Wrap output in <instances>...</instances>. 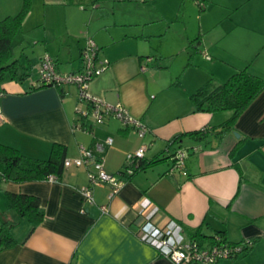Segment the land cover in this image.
<instances>
[{
  "label": "crops",
  "instance_id": "obj_1",
  "mask_svg": "<svg viewBox=\"0 0 264 264\" xmlns=\"http://www.w3.org/2000/svg\"><path fill=\"white\" fill-rule=\"evenodd\" d=\"M178 1L182 16L186 17L183 8L196 11L199 0ZM208 1L211 4L204 6V13L199 15V32L208 34L220 27V37L216 38L221 43L215 56L209 59L215 65L208 69L209 78L200 76L197 85L210 78L217 83L225 82L244 68L264 78V0ZM5 2L3 10L8 8L12 13L20 10V0ZM43 3L48 6L43 8V18L46 12L63 15L66 7L83 20L84 28L79 30L77 43L75 37L65 40L48 37L45 29L42 39L29 37L35 50L41 46L43 52L35 60L37 74L32 75L34 64L30 59L25 58L24 63L18 57L29 68V79L18 82L7 78L1 85L0 144L37 160L48 159L54 144L65 146V160L79 158L80 148L85 147L104 160V169L109 174L118 173L128 154L144 145L150 144L144 159L157 162L125 182L111 199L108 187L94 188L93 204L84 203L80 195V189L88 185L91 166L64 168L53 182H2L0 224L6 220L18 224L12 230L16 244L0 251V264H174L137 235L142 217L139 210L147 202L158 210L154 219L157 226L173 223L184 241L198 229L204 236L222 233L223 239L231 243L254 240L247 253L215 264H264V91L236 119L233 131L220 138L209 135L201 141L186 136L171 145L172 139L184 133L221 127L232 113H195L190 96L205 82L190 90L169 79L161 82L154 69H148L156 59L145 61L150 54L141 45L144 37L129 35L128 29L115 34L117 30L113 27L131 22L124 25L114 20L111 26L106 21L110 11L102 0ZM215 6L220 8V14H216L219 20L208 19ZM60 9V13L53 14ZM202 16L208 23L203 24ZM31 18L33 9L23 27L32 22ZM85 36H90L97 45L98 59L108 61L104 72L88 84L89 96L124 107L132 118L149 128L145 137H139L113 117L86 131L77 128L76 110L86 108L78 103L77 87L35 86L40 59L45 53L54 58L60 74L81 72L80 54L86 46ZM190 37L193 36L187 37L189 42ZM205 43H209L206 35L200 41L203 47ZM67 54L70 60H66ZM107 138L112 139V145L104 144L102 152L96 151L95 145ZM177 144L188 150V157L184 170L171 175L170 159ZM10 193L39 199L43 218L37 226L20 220L16 211L10 209L7 197ZM102 205L107 207L104 213L100 210ZM204 239L203 245L211 244V240Z\"/></svg>",
  "mask_w": 264,
  "mask_h": 264
},
{
  "label": "trees",
  "instance_id": "obj_2",
  "mask_svg": "<svg viewBox=\"0 0 264 264\" xmlns=\"http://www.w3.org/2000/svg\"><path fill=\"white\" fill-rule=\"evenodd\" d=\"M30 11L31 0H23L21 8L16 15L7 16L0 20V88L7 78L23 82L29 79L31 75L29 68L23 65L20 60L14 56L13 51V40L15 36L22 31L24 21L28 17ZM52 59L54 60V58ZM45 86L46 85H41L39 87ZM262 91H264V78L250 74L246 68L233 73L222 83H217L215 79L210 78L190 96L193 111L195 113L209 114L228 111L232 113L230 119L221 127H214L210 130L202 129L191 131L179 135L172 139L169 144L172 145L186 136L201 141L209 135L220 138L221 135L233 131L236 119ZM124 127L129 128L126 126ZM219 128H221V130ZM217 129H219V131ZM65 154V146L54 144L48 159L37 160L23 156L12 147L0 144V184L2 182L18 184L47 180L50 175H55L59 178L64 170L63 164L65 161ZM155 162L157 161L154 159L145 160L144 157L133 160L132 162H125L124 166L116 174L120 175L125 182H128L138 172L149 168ZM7 197L10 209L16 211L20 220H27L32 227L37 226L41 222L43 213L40 209V201L37 197L13 193L8 194ZM142 221L143 219L141 217L138 223L139 228L137 230V235L144 243L158 251V245L165 235L164 229L159 228L157 224L151 221L146 222L140 229L139 224H141ZM17 224L18 222L9 220L3 221L0 224V251L16 244V241L12 237V230ZM204 238L211 240V244L208 243V245H203L201 240ZM190 240L198 242V244L204 248L214 244L227 247L233 252H236L232 254L231 258L247 253L254 243V240L239 243L227 242L223 239L222 233H217L214 236H204L200 233L199 229L195 230L190 235ZM236 249H239V251H236Z\"/></svg>",
  "mask_w": 264,
  "mask_h": 264
},
{
  "label": "rangeland",
  "instance_id": "obj_3",
  "mask_svg": "<svg viewBox=\"0 0 264 264\" xmlns=\"http://www.w3.org/2000/svg\"><path fill=\"white\" fill-rule=\"evenodd\" d=\"M22 1L20 0V4H22ZM102 1L110 11L109 19L106 21L110 22L111 26H113L114 20L124 25L131 22V25L119 28L113 27V29L117 30L114 32L115 34L121 33L122 29H128L129 35L144 37L141 45L150 54L145 61L150 63L156 59L153 65L160 64L163 66L162 68H155L157 66L153 68V65L149 64L148 69H154L155 75H157L161 82H166L169 79L173 81V84L182 85L190 90V88H194L195 86L197 88V86L203 84L209 78L210 71L208 69L215 66L210 63L209 59L215 56L217 48H220L221 41L216 38L220 37V27L208 34H202L201 31L199 32V15L204 13L202 8L209 6L212 1H196V11L194 9L188 10V7L183 8L186 17L182 16V8L180 10L181 2H177V0ZM0 2V20L7 16H14L19 12V9L15 13H12L8 8L7 10H3L6 2L5 0H0ZM43 2L44 0H31V10L33 9L32 22L26 23L22 31L13 40L14 56L21 58L22 62L26 60L25 58H28L34 64L31 71L32 75L37 74L35 60L37 55L43 51L41 46H37L35 50V46L31 44L33 40L29 38L30 36L42 39L45 36L43 34L45 29L48 37H63L64 40L75 37L74 42H76L79 30L84 28L83 20L77 18L74 12L67 11L68 8L66 7L64 8L63 15H47L49 13L46 12L45 18H43L44 9L48 7H44ZM212 9V14L209 15L208 19L219 20L216 14H220V8L215 6ZM61 11V9L59 12L54 11L53 14H58ZM68 14H71L69 19ZM201 21L204 24L209 20H205L204 16H202ZM38 22L44 24L41 25L42 23ZM124 31H122V34H124ZM67 32H71L70 35ZM189 35L193 36L190 37L191 42L187 39ZM205 35L208 37L209 43H205L206 45L203 47L200 41ZM79 37H81V34ZM86 37L88 38L86 39ZM89 37L85 36L84 45L87 44ZM195 37L198 39H195ZM68 41L71 42V40ZM218 41L219 43H217ZM198 44L200 47H198ZM65 56L66 60H70L68 54ZM200 76H206L207 79H204L202 83L197 85ZM173 148L174 150L179 149V144L174 145Z\"/></svg>",
  "mask_w": 264,
  "mask_h": 264
},
{
  "label": "built area",
  "instance_id": "obj_4",
  "mask_svg": "<svg viewBox=\"0 0 264 264\" xmlns=\"http://www.w3.org/2000/svg\"><path fill=\"white\" fill-rule=\"evenodd\" d=\"M99 49L92 39H88L86 46L81 51L80 59L82 62V70L78 73L60 74L56 68V63L48 54H44L40 59V67L38 72V80L36 87L41 85L62 86L66 84L75 85L78 90V103L85 105V109L78 107L76 116L78 118L77 128L86 131L92 125L103 124L109 117L116 118L122 125L129 127L135 131L139 137L143 138L149 132V128L140 120L132 118L126 109L121 105H109L93 99L89 96L87 88L90 81L104 72L108 66V61L98 59ZM143 69V68H142ZM145 69V68H144ZM3 121V114L0 107V124ZM110 147L112 139L107 138L103 143L95 145L96 151L102 152L103 145ZM149 145H144L134 153L127 156V162L138 160L144 157V153L149 148ZM188 157V150L180 148L171 156L169 173L174 175L176 172L184 170L185 160ZM70 166L88 167L93 170L88 172V185L80 189V195L84 203H94V188L108 187L110 190L108 198L111 199L119 193L125 180L117 174H109L104 169V160L96 156L91 150L85 147L80 148V157L74 160H65L63 167ZM57 176L50 175L47 181L53 182L57 180ZM101 212H106L105 205L100 206ZM142 216L141 227L146 222L155 223V217L158 213L156 207H152L148 202L145 203L139 210ZM139 228V227H138ZM164 238L158 245L157 253L170 260L174 264H215L221 259H229L233 252L227 247H221L218 244L209 247H201L198 242L193 240H182L180 230L173 223H167L163 227ZM239 251V249H236Z\"/></svg>",
  "mask_w": 264,
  "mask_h": 264
},
{
  "label": "water",
  "instance_id": "obj_5",
  "mask_svg": "<svg viewBox=\"0 0 264 264\" xmlns=\"http://www.w3.org/2000/svg\"><path fill=\"white\" fill-rule=\"evenodd\" d=\"M236 137H238V134H235Z\"/></svg>",
  "mask_w": 264,
  "mask_h": 264
}]
</instances>
